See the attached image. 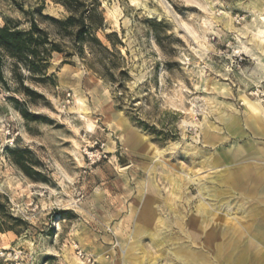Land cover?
Segmentation results:
<instances>
[{
    "label": "rangeland",
    "instance_id": "1",
    "mask_svg": "<svg viewBox=\"0 0 264 264\" xmlns=\"http://www.w3.org/2000/svg\"><path fill=\"white\" fill-rule=\"evenodd\" d=\"M100 1L98 37L111 46L106 35L117 34L125 75L110 83L90 56L55 55V85L37 87L45 101L0 91V193L26 223L0 233V264H169L181 250L206 264L248 260L227 253L207 217L226 213L228 165L245 148L264 0ZM45 13L66 15L50 0ZM2 15L22 19L8 0L0 25ZM15 149L30 152L39 181L15 166ZM193 242L201 252L186 253Z\"/></svg>",
    "mask_w": 264,
    "mask_h": 264
},
{
    "label": "trees",
    "instance_id": "2",
    "mask_svg": "<svg viewBox=\"0 0 264 264\" xmlns=\"http://www.w3.org/2000/svg\"><path fill=\"white\" fill-rule=\"evenodd\" d=\"M8 1L22 19L1 16L0 91L21 95L31 104L45 101L37 87L55 85V75L50 74L55 55L64 56V63L74 57L85 60L90 56L92 69H98L100 76L110 83H116L119 76L126 74L117 63L120 52L112 40L117 34L106 35L111 46L98 37L107 26L100 0H50L65 11L66 15L61 19L45 13L46 0H34L33 3L30 0ZM7 66L12 80L5 75ZM22 115L31 118L27 113ZM10 155L15 166L39 181V171L26 159L30 156L27 149H15ZM9 208L8 197L0 193V233L17 232V226H26L24 221L11 214Z\"/></svg>",
    "mask_w": 264,
    "mask_h": 264
},
{
    "label": "crops",
    "instance_id": "3",
    "mask_svg": "<svg viewBox=\"0 0 264 264\" xmlns=\"http://www.w3.org/2000/svg\"><path fill=\"white\" fill-rule=\"evenodd\" d=\"M261 77L264 78V73ZM248 110L251 125L244 131L245 148L228 165L229 183L225 188L230 191V197L225 205L226 213L213 214L211 219L207 217L208 221L213 222L214 237L228 238L223 242L228 247L227 253L245 254L248 260L220 264H264V108ZM238 190L244 191L240 198L237 197ZM197 221L205 222V216ZM200 243L193 242L186 246V253L194 248L196 252H201ZM180 254L169 264H206L199 258L194 260L183 256L182 250ZM253 255H258L259 260L253 262Z\"/></svg>",
    "mask_w": 264,
    "mask_h": 264
},
{
    "label": "bare ground",
    "instance_id": "4",
    "mask_svg": "<svg viewBox=\"0 0 264 264\" xmlns=\"http://www.w3.org/2000/svg\"><path fill=\"white\" fill-rule=\"evenodd\" d=\"M231 23V22H230ZM260 31V30H259ZM263 33V32H262ZM256 38V37H255ZM261 38V37H260ZM259 40V39H258ZM261 40V39H260ZM250 41V40H249ZM262 42V41H261ZM262 44H264V40H263V43ZM252 45V44H251ZM77 95V94H76ZM83 98V97H82ZM243 99H245L244 100V103L243 104H245L246 105V107H248V108H252V109H254L255 111H258V110H260V109H263L262 107H261V105H260V103L259 102H257V101H252V100H249V99H247V98H243ZM84 101V100H83ZM80 102V101H79ZM81 103H82V101H81ZM81 105V104H80ZM85 111H87L86 109H85ZM191 180H192V178H191ZM138 233H140V234H143L144 235V233H143V231H140V230H138V228H136V234H137V237L138 236H141V235H138ZM137 246V239H134V240H132L131 242H130V246H129V251L130 250H132V249H134L135 247ZM138 249V248H137ZM167 258H168V260H170V261H174L175 259H178V257H177V255L174 253V252H172V251H170L169 253H168V255H167ZM145 262L147 263V264H162V262L160 261V259H150V258H148V259H146L145 260ZM76 264V263H75Z\"/></svg>",
    "mask_w": 264,
    "mask_h": 264
},
{
    "label": "built area",
    "instance_id": "5",
    "mask_svg": "<svg viewBox=\"0 0 264 264\" xmlns=\"http://www.w3.org/2000/svg\"><path fill=\"white\" fill-rule=\"evenodd\" d=\"M249 96L255 101L259 102L260 105L264 108V78L256 83L249 92ZM80 257L84 258L82 251L79 252ZM88 263H91L92 259H87Z\"/></svg>",
    "mask_w": 264,
    "mask_h": 264
}]
</instances>
